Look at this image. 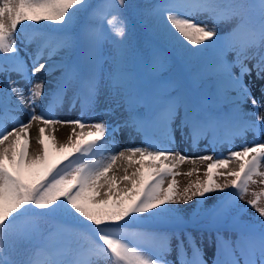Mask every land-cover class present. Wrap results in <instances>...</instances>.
<instances>
[{"label": "snow or ice", "instance_id": "1", "mask_svg": "<svg viewBox=\"0 0 264 264\" xmlns=\"http://www.w3.org/2000/svg\"><path fill=\"white\" fill-rule=\"evenodd\" d=\"M127 7L126 0L96 4L92 0H0V76L6 81L0 85V264H99L101 259L108 264H208L204 230L216 232L212 264H264V219L258 224L241 219L248 208L264 218L260 203L264 192L253 193L247 206L239 203L249 194V185L257 183L254 177L264 184V142L258 139L264 135V117L259 114L260 101L244 82L253 69L256 78L264 80V0H154L145 15L159 41L139 69L128 62ZM82 13H87L88 22L73 32L71 25ZM201 15L207 20L195 18ZM42 22L56 27L45 29ZM229 22L234 26L219 33V25ZM29 28L31 35H26ZM106 42L113 45L114 53L112 71L105 79L99 69L108 59ZM32 43L36 48L28 52ZM229 52L235 53L234 61L227 60ZM194 58L200 65L186 76L181 62ZM248 59H256L252 67L245 63ZM237 66L239 74L232 71ZM56 72L60 75L45 92L47 77ZM13 73L25 82L27 93L12 79ZM41 73L43 78L34 82L33 77ZM102 79L108 89L104 111L115 114L122 108L127 113L111 127L103 119L92 120ZM205 82L213 84L207 92ZM69 89L72 106L80 103L81 116L61 120L54 113ZM260 92L264 99V87ZM249 100L251 112L243 109ZM22 112L28 114L27 123L17 119ZM33 121L44 125L38 139L42 151L29 157L27 130ZM57 124L74 127L68 143L58 150L59 158H53L45 132ZM122 128L146 135L147 147L116 151ZM177 128L191 145L202 139L231 143L236 137L245 142L239 150L229 148L227 156L188 157L174 147ZM248 132L253 133L252 140L245 139ZM50 138L55 139L51 134ZM137 154L139 159H133ZM98 155L101 159H96ZM120 159L139 168L131 175L127 168L121 177L109 175ZM169 159L173 163H167ZM196 159L212 161L207 180L180 191L175 178L180 173L174 169L178 163ZM230 163L238 168L226 176L213 173ZM215 175L233 179L218 184ZM118 179L131 187L119 188ZM228 188L233 191L227 192ZM214 192L222 195L211 209L201 211V201ZM194 198L197 206L190 214L188 209L173 207ZM58 217L63 220L52 223ZM205 219L208 223L201 224ZM189 226H199V241ZM133 228L140 229L135 235L154 247L132 243L128 230ZM224 231L234 232L235 237H226ZM54 234L61 238L53 241ZM17 241L32 249L24 259L12 257ZM173 252L175 257L169 260Z\"/></svg>", "mask_w": 264, "mask_h": 264}, {"label": "rangeland", "instance_id": "2", "mask_svg": "<svg viewBox=\"0 0 264 264\" xmlns=\"http://www.w3.org/2000/svg\"><path fill=\"white\" fill-rule=\"evenodd\" d=\"M199 20H207V17L201 15L199 17H195ZM210 23V21H208ZM234 26V22H229L227 24H220L219 25V33L227 32L230 28ZM17 43L21 47V56L25 55L24 52V45L20 44V38H17ZM36 48V44L32 43L29 44L27 47L28 52H33ZM114 53V47L110 42H106L104 45V56L108 57L102 64L101 68L99 69L100 74L103 78L106 79L107 74L112 71L113 68V60L111 59L112 55ZM255 50L253 52L249 53V56L254 55ZM27 58V57H25ZM258 55L256 56V59H258ZM58 59V57L54 58ZM256 59H248L245 61L248 67H252V65L256 62ZM228 61H234L235 60V53L229 52L227 55ZM41 62H44L43 60ZM142 66L141 62L136 63L137 69H139ZM232 71L236 74H239L240 68L239 66L234 67ZM60 75L59 72L53 73L51 76L47 77L48 83L45 84V92L48 91V89L52 86L54 83V80L56 77ZM43 78V74H37L35 77H33V81H38L39 79ZM12 79L17 80L19 83V86L24 88L25 93H27V87L25 85V82L23 80H20L19 77L13 73ZM5 78L0 76V85L5 83ZM244 82L250 84L252 95L261 103V106L259 108V114L264 117V99L261 98V92L260 89L264 87V80H260L256 78V70L253 69L251 75L244 77ZM209 87L210 89L213 87V84L211 82H205L204 87ZM108 94V89L105 85L104 79L101 81V94L98 98V102L96 105V113L97 115L92 117V120H99L103 119L108 122L109 126L111 127L114 123L118 121H122L126 116L127 113L123 111V109H117L115 114H108L104 111L106 107H108V104L106 103V96ZM73 92L71 89L67 91L66 98L59 108L55 111V116L61 120H73L80 118L81 116V106L80 103L77 102L76 105L73 107L71 104ZM243 109L247 112L252 111L251 107V100L247 101L243 105ZM37 114H39V108L36 109ZM140 112H143L144 109L140 108ZM19 120H22L23 122H28V114L27 112L17 113ZM85 119H88L87 116L84 117ZM11 122L8 123L7 127L8 130H11L12 124ZM10 124V125H9ZM41 127H44L43 124L33 121L32 126L27 130L28 131V140H29V147H28V155L29 157H34L37 155L40 151H42V146L38 143V139L40 138L39 129ZM73 125L70 124H57L50 126V128L45 132V143L48 147L49 153H52L54 155V158H59L61 153L58 151L61 145L67 144L68 139L70 136H72L73 133ZM175 127V125H174ZM261 127H264V123L261 124ZM77 133L80 132L79 128L75 129ZM87 130V129H86ZM187 131V130H185ZM51 136H54L55 139H51ZM151 134V132H149ZM176 143H175V149L178 152L183 153L185 156L188 157H200L205 155H213L214 157H220V156H227L229 148H232L233 150H239V147L242 143L245 142V140H242L240 137H236L234 141L231 143H224L223 140L220 141L219 144L216 143H210L208 139H202L198 145H191L186 136L181 137L180 131L177 128L176 130ZM218 135H223V130H221ZM11 139V138H10ZM75 139V137H73ZM148 137L144 135L143 133L138 134L136 131H134L131 128H122L120 133L116 136V151L125 150L128 147H147V144L144 143ZM246 140H252L253 139V133L248 132L246 134ZM258 139L261 142H264V135H261L258 137ZM7 143V142H6ZM152 150V149H149ZM104 155H108V153H105ZM96 159H101V157L98 155ZM133 159H139V154L135 156ZM147 163V162H146ZM167 163L171 164L173 161L169 159ZM209 163H212V161H202L199 159H196L195 163L189 161H185L183 163H178L177 167L174 169V171L180 173V175H177L175 178L178 182V189L182 191L185 187H187L190 183H195L196 181L204 182L207 180V166ZM127 168L128 174L131 175L132 172H134L137 168H139V165H132L129 166L128 162L126 160L120 159L117 160L116 163L113 165L112 171L109 172V175L116 174L117 177L123 176L124 169ZM238 166L235 163H230L226 168L219 167L216 169H213V173H224L225 176L227 172L231 170L237 169ZM189 171H192V175L189 176L187 173ZM225 176L221 175H215L214 178L216 180V183L218 184H224L227 182V180L233 179L232 177H227V180L225 179ZM254 179L257 181L255 184L249 185V194L244 197V199L240 200L239 203L242 205H246V201L248 199L253 198L252 194L256 193H262L264 192V184L260 183V177H254ZM171 177H168V179L164 183V187H167L168 182H170ZM118 187L123 188L125 184H127L128 187H131V184L129 182L120 181L118 179L117 181ZM230 188H228L226 191H229ZM222 195L221 193L214 192L210 195H208L203 201H201V211H204L206 209H211L214 204L217 202L219 196ZM261 206H264V196H261L260 199ZM197 206V198H194L193 201L189 202L188 204H177L173 205V207L181 208V209H188L189 214L191 213V210L194 209ZM243 221H247L251 224H258L260 220L264 219L259 217V214L255 211V209L248 208L247 214L241 218ZM208 223V220H202L201 224ZM210 233L204 234V259L208 261V264H212V261L214 259V253H215V235L213 232L209 231ZM198 238L200 239L201 234H197ZM223 235L226 237H235V233L231 231H224ZM209 237H211L213 243H209ZM61 237L57 235H53L52 239L53 241L60 239ZM130 241L134 244H140L145 247H154V244L148 241H142L139 240L136 241V239H130ZM174 246V245H173ZM189 250V255H190ZM175 257V252H173L168 259L172 260ZM99 264H108L106 260L101 259Z\"/></svg>", "mask_w": 264, "mask_h": 264}, {"label": "trees", "instance_id": "3", "mask_svg": "<svg viewBox=\"0 0 264 264\" xmlns=\"http://www.w3.org/2000/svg\"><path fill=\"white\" fill-rule=\"evenodd\" d=\"M100 0H92L93 4L99 3ZM128 7L125 9V15L128 18L127 24V46H128V62L132 63L135 56L146 58L150 53L152 41L154 39L159 41V36L153 26L152 21L145 15V9L154 2V0H126ZM87 13H82L77 20L71 25L73 32H79L80 29L87 23ZM41 27L45 29H51L56 27L55 25L42 22ZM30 29V28H29ZM29 31H27L28 33ZM27 33H25L27 35ZM200 62L199 59L194 58L190 63H187L188 69L194 70ZM62 217H58L57 220H53L52 223L62 221ZM83 220V218H81ZM48 227L47 225L44 226ZM133 229H129V234H135L138 232ZM14 251L12 257L20 260L24 259L28 254L29 244L25 241H17L13 245Z\"/></svg>", "mask_w": 264, "mask_h": 264}]
</instances>
